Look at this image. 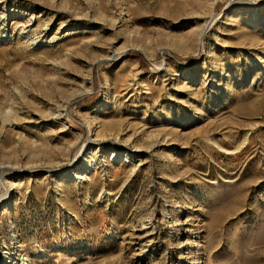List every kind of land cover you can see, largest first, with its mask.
<instances>
[{
    "label": "rangeland",
    "instance_id": "1",
    "mask_svg": "<svg viewBox=\"0 0 264 264\" xmlns=\"http://www.w3.org/2000/svg\"><path fill=\"white\" fill-rule=\"evenodd\" d=\"M0 204V264H217L262 231L264 0H0Z\"/></svg>",
    "mask_w": 264,
    "mask_h": 264
},
{
    "label": "bare ground",
    "instance_id": "2",
    "mask_svg": "<svg viewBox=\"0 0 264 264\" xmlns=\"http://www.w3.org/2000/svg\"><path fill=\"white\" fill-rule=\"evenodd\" d=\"M241 226H244V221H241ZM262 234H264V229L262 231H258L256 234H251L249 236H245L244 232H242V230L241 231L239 230V236L242 235L241 236L242 240H241L240 237L238 236V234H236V233H233V235L226 233L225 236L224 235L222 236V241H225L222 248H224V246H226V245H231V247L229 250L225 249L223 252L218 253V256L216 257V263L217 264H228L227 259L229 258V255H230L229 252H231L232 250H234L237 247L236 242L237 243L239 242L242 244L244 243V241H245V243H249V242L257 243L260 241V239H261L260 237ZM225 237H227V239H225ZM206 243L209 245L210 248L214 246L213 241L209 240Z\"/></svg>",
    "mask_w": 264,
    "mask_h": 264
}]
</instances>
